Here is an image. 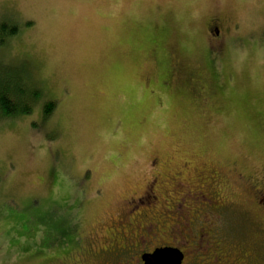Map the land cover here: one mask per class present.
I'll list each match as a JSON object with an SVG mask.
<instances>
[{"label": "rangeland", "instance_id": "374dc122", "mask_svg": "<svg viewBox=\"0 0 264 264\" xmlns=\"http://www.w3.org/2000/svg\"><path fill=\"white\" fill-rule=\"evenodd\" d=\"M6 16L21 31L5 60L22 65L32 85L37 76L57 108L43 122L40 106L0 121V264H35L9 250L16 222L71 184L81 199L99 195L80 208L91 215L88 232L109 225L161 172L191 185L197 169L220 170L241 201L248 178L264 184V0H0ZM215 27L229 39L207 52ZM165 54L208 84L202 95L175 81L177 71L165 78ZM212 86L219 91L208 94ZM233 211L218 234L264 264V209L244 201Z\"/></svg>", "mask_w": 264, "mask_h": 264}, {"label": "flooded vegetation", "instance_id": "af4514ba", "mask_svg": "<svg viewBox=\"0 0 264 264\" xmlns=\"http://www.w3.org/2000/svg\"><path fill=\"white\" fill-rule=\"evenodd\" d=\"M212 28L209 24V29ZM212 33L220 36L221 31L215 27ZM225 43L221 42L222 48ZM198 170L195 181L191 182L192 187L177 178H162L163 173H159L147 181L145 187L143 185L140 194L127 199L125 204H119L123 212L110 215L109 225L89 232L85 225L91 215L86 211V217L80 208L88 204L90 199L94 198L95 201V197L99 195L95 196L94 189V194L85 193V197L81 199L82 195L75 196L76 189L71 184L67 194L71 196L73 204L79 207L76 209L77 215L70 218L71 223L65 222L64 227L72 232L73 237L55 247L43 246L45 254L37 257L32 255L34 263L144 264L146 254L153 253L158 248L172 247L183 252L181 264H187V253L191 252L193 256L188 258L192 259L191 264H252L245 258H251L253 253L227 243L217 229L222 217L228 212H234L237 207L242 208L244 201L264 209V204L260 202L264 184L258 185L248 178L245 186L247 192L243 193L245 200L241 201L234 196L236 183L228 191L227 181L221 179L224 177L220 170L205 168V175L198 173ZM239 178L244 180L242 176ZM88 187L89 184L86 188ZM234 213L241 216L238 210ZM41 246L38 244L35 247L40 249ZM32 250L35 251L34 248ZM22 255L26 258L28 256L26 253ZM193 258L198 259L197 262H192Z\"/></svg>", "mask_w": 264, "mask_h": 264}, {"label": "trees", "instance_id": "16d2710c", "mask_svg": "<svg viewBox=\"0 0 264 264\" xmlns=\"http://www.w3.org/2000/svg\"><path fill=\"white\" fill-rule=\"evenodd\" d=\"M6 17L7 18L0 20V121L13 120L17 117L30 115L35 107L40 106L42 111L41 121L43 122L44 119L48 118L56 110V102L52 98L47 100L44 99L46 92L37 76L35 79L32 76L34 80V85H32L31 75L22 65L17 68H12L8 64L9 61L5 60L6 55L4 51L8 49L13 38L19 35L21 31L20 23L17 24L12 17ZM26 24L28 26L30 25L29 22H26ZM158 28L159 25L155 27V30ZM165 32L169 34L171 31L166 30ZM207 36L209 37L207 52L211 50L217 51L221 48V42L229 39L222 34H220V36L215 35L212 31L210 34H207ZM161 59L158 63L160 64L161 72L164 74L165 78L168 77V74L177 71L178 78H176L175 81L178 79L180 85L190 86L195 92L200 91L201 87L205 88L208 86V84L203 86L196 85L195 77L197 76V72L191 70L189 65L179 61L178 57L166 56L165 54L164 58ZM174 62L175 65L173 64ZM33 71H35V69L31 68V73ZM171 81L172 80L165 79L164 83L169 84ZM217 91H219V87L212 86L211 92L209 91L208 94H213ZM57 184L58 181H54V186ZM47 193L52 192L49 190ZM71 200V196L68 195L67 192H63L62 198L58 200L48 199L44 201V204L38 211L33 212L29 217L25 216L21 221L18 220L16 225L21 228V231H19L17 235H12L11 239H13L14 242L10 241L13 243L10 244V252H17L20 256L26 253L28 254L27 258L25 256L21 258V260L32 259V261H34L32 255L37 257L45 254L43 246L55 247L65 242L67 239H71L72 232L64 227L65 222L70 224V218L77 215L75 214L77 206L72 203L69 204ZM28 223H32L31 226H27ZM33 224L36 225L35 228L32 227ZM22 225H25L27 229H23ZM36 229H39L42 233L41 240L39 237L33 236V233L30 234L32 231H36ZM38 244L42 245V248L38 249L35 247ZM32 248H35L34 252L31 251Z\"/></svg>", "mask_w": 264, "mask_h": 264}, {"label": "water", "instance_id": "95a60500", "mask_svg": "<svg viewBox=\"0 0 264 264\" xmlns=\"http://www.w3.org/2000/svg\"><path fill=\"white\" fill-rule=\"evenodd\" d=\"M183 253L172 247L156 249L153 253L144 256V264H181Z\"/></svg>", "mask_w": 264, "mask_h": 264}]
</instances>
